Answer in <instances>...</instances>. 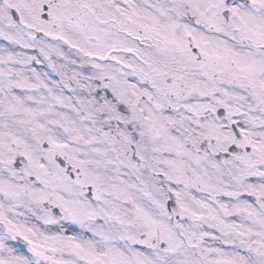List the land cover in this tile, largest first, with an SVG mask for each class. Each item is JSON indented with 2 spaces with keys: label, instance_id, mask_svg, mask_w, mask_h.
<instances>
[{
  "label": "snow or ice",
  "instance_id": "1",
  "mask_svg": "<svg viewBox=\"0 0 264 264\" xmlns=\"http://www.w3.org/2000/svg\"><path fill=\"white\" fill-rule=\"evenodd\" d=\"M0 264H264V0H0Z\"/></svg>",
  "mask_w": 264,
  "mask_h": 264
}]
</instances>
